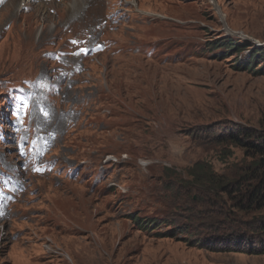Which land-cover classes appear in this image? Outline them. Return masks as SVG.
I'll return each mask as SVG.
<instances>
[{"label":"rangeland","instance_id":"rangeland-1","mask_svg":"<svg viewBox=\"0 0 264 264\" xmlns=\"http://www.w3.org/2000/svg\"><path fill=\"white\" fill-rule=\"evenodd\" d=\"M67 1L41 7L57 12V39L50 47L34 38L48 24L34 11H21V23L11 25L5 19L18 4L0 10V117L7 112L9 78L21 76L13 83L19 84L34 75L41 54L89 44L98 39V23L104 26L98 35L111 41L103 53L84 60L87 70L74 86L82 88L81 95H63L66 105L53 112L51 150L60 160L62 186L52 192L49 179L26 175L30 185L21 196L22 214L15 204L0 222V264H264V255L212 249L181 232L156 239L126 219L137 211L160 220L162 229L188 226L202 237L221 229L223 217L215 219L214 212L222 210L212 197L203 200L202 187L192 185L196 181L188 171L208 161L214 175L234 178L249 165L254 157L243 147L227 146L230 156L224 159L227 151H220L216 139L242 126L264 135V72L234 69L233 56L216 60L222 52L207 43L225 34L223 22L264 41V0H214L224 13L222 21L206 0H100L87 11L85 23L73 19L59 26L65 18L60 5ZM136 3L144 10L137 11ZM110 14L117 25L103 23ZM257 50L255 69L264 64V53ZM146 51L150 58L144 61ZM159 72L163 76L157 77ZM30 121L41 130L49 128L39 110H33ZM121 153L130 161L123 167L104 164L105 176L93 181L101 157ZM6 155L16 156L14 151ZM141 160L148 161L144 168ZM75 167L79 174L70 179ZM207 217L216 221L212 227L205 228ZM17 230L25 236L14 241Z\"/></svg>","mask_w":264,"mask_h":264},{"label":"trees","instance_id":"trees-1","mask_svg":"<svg viewBox=\"0 0 264 264\" xmlns=\"http://www.w3.org/2000/svg\"><path fill=\"white\" fill-rule=\"evenodd\" d=\"M234 43L229 40V48H246L242 43ZM256 52L258 50L253 51L250 61L244 65V70L253 74L264 72V64L261 68L255 69L258 60ZM260 52L264 53V50L261 49ZM261 134L257 129L251 130L242 126L227 134L225 139H216L220 151H227L224 159L230 156L227 146L243 147L250 157H254L249 165L238 169V171L241 170L238 176L228 178L223 175H214L213 166L208 161L202 163L198 161L188 171L192 179L204 184L202 186L195 182V186L202 187L200 194L203 200L206 197L211 200L212 197L213 205L222 210L221 213L214 212L215 219L223 217L221 229L213 234L210 233V237H202V239H208L211 244H215H203L209 248L264 255V135ZM212 222L216 221L207 217L205 228L212 227ZM156 223L159 224V222ZM184 229L189 237L193 238L197 234V231L192 228L188 230L184 226ZM177 230L173 228L164 233L157 232L156 236L175 237ZM218 242L219 244H216Z\"/></svg>","mask_w":264,"mask_h":264},{"label":"snow or ice","instance_id":"snow-or-ice-1","mask_svg":"<svg viewBox=\"0 0 264 264\" xmlns=\"http://www.w3.org/2000/svg\"><path fill=\"white\" fill-rule=\"evenodd\" d=\"M72 43L73 44H76V43H78V41H72ZM97 47H99V46H97ZM88 51V49H86V48H81L80 50H79V52H76V53H74V55H79L80 53H86ZM24 107L26 108L27 107V104L25 103V105H24ZM36 170H39V169H36Z\"/></svg>","mask_w":264,"mask_h":264},{"label":"bare ground","instance_id":"bare-ground-1","mask_svg":"<svg viewBox=\"0 0 264 264\" xmlns=\"http://www.w3.org/2000/svg\"><path fill=\"white\" fill-rule=\"evenodd\" d=\"M78 1H82V0H72V5H71V9L72 8H74L75 7V5H76V3H78ZM212 8L213 9H216V4H215V1L214 0H212ZM217 10V9H216ZM229 32H231V31H229ZM232 33V32H231Z\"/></svg>","mask_w":264,"mask_h":264},{"label":"clouds","instance_id":"clouds-1","mask_svg":"<svg viewBox=\"0 0 264 264\" xmlns=\"http://www.w3.org/2000/svg\"><path fill=\"white\" fill-rule=\"evenodd\" d=\"M144 168V167H143ZM193 186H195V183H192ZM185 188H189V185L188 186H185ZM175 229H178L177 231L180 232V229L181 228H178V227H175ZM188 236V235H187ZM211 235L207 234V237H210ZM189 237V236H188ZM162 238H168V237H159V239H162ZM191 238V237H189ZM208 242H206L207 244H211L210 241L208 239H206Z\"/></svg>","mask_w":264,"mask_h":264}]
</instances>
